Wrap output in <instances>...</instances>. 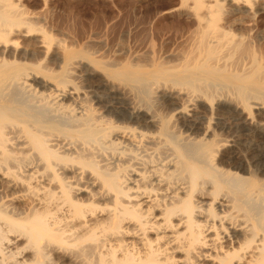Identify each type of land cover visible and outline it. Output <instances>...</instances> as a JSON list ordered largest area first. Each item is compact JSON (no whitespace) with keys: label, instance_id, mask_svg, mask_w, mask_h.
Wrapping results in <instances>:
<instances>
[{"label":"bare ground","instance_id":"6f19581e","mask_svg":"<svg viewBox=\"0 0 264 264\" xmlns=\"http://www.w3.org/2000/svg\"><path fill=\"white\" fill-rule=\"evenodd\" d=\"M60 1L63 24L117 8L143 38L180 6L211 32L114 87L41 27L52 0H0V264H264V39L216 25L260 0Z\"/></svg>","mask_w":264,"mask_h":264},{"label":"rangeland","instance_id":"374dc122","mask_svg":"<svg viewBox=\"0 0 264 264\" xmlns=\"http://www.w3.org/2000/svg\"><path fill=\"white\" fill-rule=\"evenodd\" d=\"M259 2L261 4L260 3L256 4L255 8L253 9L252 12H249V10L242 5H239V6L233 5V7L228 6V7L224 8V12H222L220 19L216 22L217 27L225 29L226 31H229L230 34L232 33L231 36H259V38L263 36L262 37V40H263L264 39V0H260ZM39 8L36 10V12H38V14L41 13L40 15H43V17L46 16L45 21L42 22V24L43 23L44 24L43 25L41 24V27L43 26V28L46 29V26H47L50 29V34L53 31L52 32L53 34H51V35H54L57 37L60 36L61 40L64 39V37H66V39H64L65 43H67V42L69 44L71 43L70 45L72 46V49H74V50H82L81 48L84 47L83 48L84 50H82V51H85V48H86V50H88L91 47H93L94 50H93V48H91L90 50L86 51L87 53H85V52L83 53L84 57L90 58V59H92L98 63H103V66L105 64H106V66L109 64L110 65L115 64L116 68L110 69L108 66L107 67L105 66L109 71L102 72V71L98 70L101 74L99 73V75H98L96 73L95 76L93 77L94 80H96V78L100 80V78L103 76L102 79H106L105 81H107L108 86L111 85L114 87H121L122 85L120 83L121 82H122V84L124 83L123 81H121L122 78H118V77L112 78L111 77V75L113 74L112 71H114V69H118V71H121L123 69L126 70V68H127L130 70L131 69L130 64H131V66H132V64H134V66L135 65L138 66L139 64H141L138 66V68H134L133 71L140 72V71H144V70H152V68L157 67V65L160 62L163 65L164 58H166L169 54H171L170 52H174V54L177 53L178 49H181L180 46H178L179 40L176 41L174 38L175 41L174 40L173 41L175 42V44L178 43V45L175 46V44H173V46H171L168 49L167 43H169V40L167 39V36H204L205 31L211 32L210 27L207 29H205L204 27L202 28L194 20H191L189 22V25L192 24L189 28L190 30L188 29L189 31H184L185 32L184 33L183 29L180 28L181 25H183L182 23L184 22V18L180 19L178 17V14L179 13L180 14L188 13V11H186V9H184V8H180V6H177L176 9L178 8V10H176L174 12L177 17L176 16L171 17L170 15H168V17L166 16L167 20H165V22L163 21V24L162 23L156 24V26L153 25V27L151 25L149 36L148 37L144 36L143 38H142V35H140L138 37L132 36L130 34V29H128V28L121 29L118 26L119 21L117 18H119L120 12L117 8L113 9L114 15H112L111 17H107L105 15H103L104 16L103 17V16H101L102 14H98L99 16L97 14L95 15L96 9L92 8L91 10L85 11V14L82 17H80L81 19L79 18L80 22H78L79 19H76L75 21H70V23L64 21V22H66V24L65 23L63 24V20L59 19L60 21H58L57 18L54 17L55 14L56 15L62 14L65 11L69 10L66 5L62 4V1L52 0V2L50 3V8L49 7H43L42 5ZM169 9L170 8H166V7L161 8V9H159L160 10L159 13H162L161 15H163L165 12L169 11ZM227 9H228V11H227ZM235 9H237V10L234 11ZM49 15H52V17ZM47 17L50 19H48ZM105 17H107V19ZM99 20H101L102 22H100ZM73 22L75 24H73ZM45 23H46V25H45ZM226 23H228L229 25ZM169 25H171V26H169ZM179 25H180V27H179ZM109 26H110V28H109ZM202 26H204V25H202ZM65 27H67V28L65 29ZM70 27H72V28H70ZM196 27L198 29L199 28L200 29L198 30ZM205 27H207V25ZM59 28L62 32L59 30ZM151 30H153V31H151ZM120 31L123 33H121ZM191 31L194 34H192ZM199 31H201V32H199ZM107 32H109V33H107ZM56 33H58V34L56 35ZM60 33H62V34H60ZM230 34L228 36H230ZM221 36H224V35H221ZM145 37L147 38V40ZM60 38H58V39H60ZM67 38H68V40L70 38V40L67 41ZM141 39H142V41H141ZM72 40H74V42H73L74 44L72 43ZM75 42H76V44H75ZM68 43H67V46L71 48V46H69ZM262 43L264 44V41H262ZM165 44H166V46H165ZM90 45H91V47H90ZM177 46H178V48H177ZM97 47L101 48V49L100 50L98 49L99 50L98 51ZM54 48H55L54 51H56L55 55L59 56V54H60V56H61V54H62L61 49H59L57 46ZM175 48H177V49L175 50ZM167 49H168V51H167ZM95 50H96V52L97 51L98 52L96 53ZM93 52H95V53H93ZM90 54H93V55H90ZM112 61H113V63H112ZM130 61H131V63H130ZM144 65H146V66L148 65V66L146 67ZM80 71H81L80 68H78V70L76 69L75 74H76V72H78L76 74V76H78L81 73ZM78 82H80V81L79 80L76 81V83H78ZM161 83H162V81H159V84H161ZM79 86H83L81 84V82H80ZM128 92L130 94L134 95V92L130 91V89H128ZM162 93L160 92L159 95L156 94V96H157L156 98H158V96H160V94H162ZM160 106H161V104H160ZM161 108H162V106L159 107L160 110L163 109V108L162 109ZM162 112L164 113L165 111H162Z\"/></svg>","mask_w":264,"mask_h":264}]
</instances>
